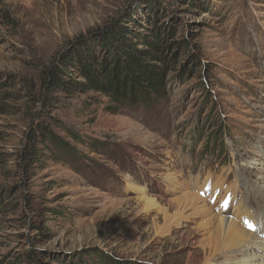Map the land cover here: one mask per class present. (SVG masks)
Segmentation results:
<instances>
[{
  "label": "rangeland",
  "instance_id": "1",
  "mask_svg": "<svg viewBox=\"0 0 264 264\" xmlns=\"http://www.w3.org/2000/svg\"><path fill=\"white\" fill-rule=\"evenodd\" d=\"M58 54L83 85L155 66L165 97L110 113L58 90L44 106ZM263 201L264 0H0V264H233L245 245L223 234L243 207L264 243Z\"/></svg>",
  "mask_w": 264,
  "mask_h": 264
},
{
  "label": "trees",
  "instance_id": "2",
  "mask_svg": "<svg viewBox=\"0 0 264 264\" xmlns=\"http://www.w3.org/2000/svg\"><path fill=\"white\" fill-rule=\"evenodd\" d=\"M107 28L108 26L104 27L103 29H99V30L97 29L92 33L88 34L87 36L90 37L97 36L99 34L104 33V31H106ZM83 38L84 37H80V39H78L77 41H82L84 40ZM155 41H157L156 43L159 44L161 49L156 51L155 54H153L152 52L151 55L154 56L149 55L147 57V60L150 62H153L155 60L157 62L162 61V56H163L162 50L167 48L166 43L162 42V40H155ZM126 65L128 71H130V73H127L128 78L126 80H123L115 84L112 78L110 77V75L107 74L104 77V79L100 82L93 80L92 78H89L88 83L86 85H83L82 83L78 82L77 79H75L72 75L73 72L72 57L70 55L58 54L53 58L49 68L47 69L44 75L43 88L46 91L44 106L50 105L52 94H54V92L58 90L62 92H67L69 94H77V93L82 94L89 91L97 92L100 98L106 99V102L104 104V109L105 111L110 113H116V111L119 108H123V107L132 109V107L135 105L143 106L146 103V101H149L153 104H157L160 98L165 97L164 91L161 90L158 93H156L153 90L151 84L149 83L148 72L153 73V71H155L156 73L160 69H157V67L152 65L149 67L150 71H146L144 68H140V67L135 68L130 64V58L126 59ZM161 73H163V71ZM163 75L161 74L160 77L155 76L153 77V79L157 81H163L164 79ZM161 88L163 89V86ZM134 91L140 93L141 97L137 98L134 95ZM91 99L92 101H94L93 98ZM96 100L98 101L99 99ZM97 103L100 104L99 101ZM88 104L90 105V103ZM32 138L36 139V137H32ZM40 139H41L40 143L43 144L44 141L48 142V144L53 146V148L55 149H58V147L62 149L69 148V145L67 143L54 137L47 130L42 131ZM26 146L27 149L29 150L28 155L30 160L41 163L42 156L40 154V150H38L34 146V143L32 144L28 143ZM71 151L73 150L71 149Z\"/></svg>",
  "mask_w": 264,
  "mask_h": 264
},
{
  "label": "bare ground",
  "instance_id": "3",
  "mask_svg": "<svg viewBox=\"0 0 264 264\" xmlns=\"http://www.w3.org/2000/svg\"><path fill=\"white\" fill-rule=\"evenodd\" d=\"M235 196V195H234ZM144 201H148L147 199H144ZM198 201H203V200H201L200 199V197H197L196 195H193V197L191 198V200H189V199H187V198H184V199H182L179 203H178V205L177 206H175V208H181V206L182 205H187V204H189V207H194L196 204H197V202ZM235 201V200H234ZM152 202H154V201H152ZM262 202V201H261ZM264 202V201H263ZM184 203V204H183ZM230 203V202H229ZM156 203H154V206L156 207V209H158V212L160 213V215L162 216V221H163V224H164V227H168V225H169V222H171V217L169 216V214H168V210H166V209H160L158 206H156L155 205ZM240 203L238 202V204L236 203V205L238 206L237 208H238V211H239V209H240V206L241 205H239ZM171 205V204H170ZM172 206V205H171ZM231 207H232V204L230 205ZM263 206V205H262ZM196 207V206H195ZM230 207V208H231ZM237 208H236V210H237ZM235 209V208H234ZM181 210V209H180ZM235 210V211H236ZM240 210H242V213L244 214V217H246V219H249V220H253V216H250L248 213H247V211L243 208V207H241V209ZM176 211H178V210H176ZM203 211V210H202ZM199 212V211H198ZM198 214H200V213H198ZM180 217V216H179ZM216 218V217H215ZM173 219V218H172ZM177 219H179V218H177ZM221 221H219L220 222V224H221V227L222 226H225V225H227V223H228V221H226V223H225V221H224V219H220ZM242 220V222H239L241 225H243L244 223H245V220H243V219H241ZM240 220V221H241ZM173 221V220H172ZM175 222V221H174ZM178 222V221H177ZM243 223V224H242ZM219 224V225H220ZM240 224H238V223H236V224H233V222L231 223L230 222V224H229V227L227 228V231L223 234V236L225 237V240H226V238L229 236V238L231 239V243H233L234 242V244L236 245V244H238V245H240L241 246V244L244 246V250L242 251V253H241V258H239L238 260H237V262H234L233 264H255L254 263V259H256L257 257H262V258H264V255H258L257 256V254H255V255H248L246 252H249V251H251V250H253V249H255V248H257L258 250H264V243L263 242H256V243H254V244H250L251 243V239L254 237V235H252L251 234V232H249V231H247V230H245ZM218 225V226H219ZM156 231L158 232V233H161V229L160 228H157L156 229ZM165 232H167L168 231V228L166 229V230H164ZM220 234H222L221 233V231H220ZM218 235V234H217ZM248 238H251V239H248ZM255 240V239H254ZM256 241V240H255ZM218 242H219V240H218ZM227 242V241H226ZM218 244V243H217ZM221 244H223L222 243V241H221ZM228 244V243H227ZM230 244V243H229ZM219 245V244H218ZM228 247V246H227ZM231 247V246H230ZM221 248V247H220ZM222 249V248H221ZM224 249V248H223ZM217 250V249H216ZM215 250V251H216ZM220 251V250H219ZM215 253V252H214ZM217 253L218 252H216V255H217ZM243 253H246V254H243ZM221 254H222V252H220V254H219V256H221Z\"/></svg>",
  "mask_w": 264,
  "mask_h": 264
},
{
  "label": "snow or ice",
  "instance_id": "4",
  "mask_svg": "<svg viewBox=\"0 0 264 264\" xmlns=\"http://www.w3.org/2000/svg\"><path fill=\"white\" fill-rule=\"evenodd\" d=\"M245 224L247 227H249L251 230H255V226L248 220H245Z\"/></svg>",
  "mask_w": 264,
  "mask_h": 264
},
{
  "label": "water",
  "instance_id": "5",
  "mask_svg": "<svg viewBox=\"0 0 264 264\" xmlns=\"http://www.w3.org/2000/svg\"><path fill=\"white\" fill-rule=\"evenodd\" d=\"M90 33H92V31H89V32H88V34H90ZM88 34H86V35H88ZM82 37H88V36H82Z\"/></svg>",
  "mask_w": 264,
  "mask_h": 264
}]
</instances>
